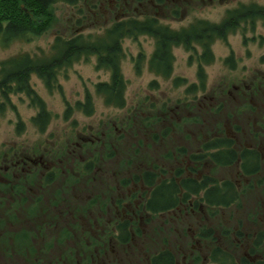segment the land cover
Masks as SVG:
<instances>
[{
	"label": "trees",
	"instance_id": "16d2710c",
	"mask_svg": "<svg viewBox=\"0 0 264 264\" xmlns=\"http://www.w3.org/2000/svg\"><path fill=\"white\" fill-rule=\"evenodd\" d=\"M79 1L0 0V47L7 48L18 41L29 42L50 32L57 25L54 8L59 2L73 7L81 15L77 7ZM128 1V4L137 2L138 11L131 13L128 10L125 13L128 6L125 4L123 8L126 10H119V17L101 35L72 33L71 38H56L48 58L22 55L2 63L0 94L4 103L9 102L11 94L25 93L38 112L31 124L44 135L52 125V114L35 91L32 76L43 80L47 89L53 92L58 88V74L64 68L81 59L96 57L98 70H108L111 76L107 83L96 85L97 95L104 99L106 107L125 110L128 82L121 65L125 55L123 42L126 39L136 41L139 37H151L156 42L150 71L158 76L162 74L167 80L172 78L175 49L183 47L188 52H197L195 46H199L204 50L199 58L201 84L191 85L186 90V95L196 97L197 91L207 90L204 65L214 61L211 49L214 42L226 39L241 25L254 26L256 20L264 21V7L253 4L228 11L221 24L202 20L190 28L176 31L170 29L161 16L168 13L169 0ZM173 1L176 11L171 15L178 18L179 5L187 1ZM228 60L233 62L232 58ZM136 69L139 71V63ZM173 83L181 87L185 79H175ZM156 87V83L151 84L152 89ZM260 88L264 90V86ZM227 92L224 90L222 94L230 99ZM84 99L74 107H66L64 121L70 122L77 113L85 118L95 115L94 99L88 93ZM4 106L0 103V109ZM222 108L221 105V111ZM233 116L225 115L224 119ZM133 119L135 123L136 116ZM71 122L66 141L55 142L53 147L47 141L45 148L42 142L36 143L28 151L15 144L5 153L4 162L9 167L5 168L10 172H4V179L9 183L0 182V264H101V260L105 264H113L108 261V253L113 246L123 249L134 243L137 237L139 245H148L144 236L146 231L149 235H167L164 228L155 227L167 214H178L175 218L177 226L182 223L189 226L190 217L218 218L224 216V211L239 206L243 191L234 180L219 181L212 171L206 174L207 169H239L237 175L240 178L260 176L264 172L261 157L255 149L240 148L223 133L213 135L209 140L204 139L197 152L179 148L175 161L171 154H164L163 161L172 162V166L180 165L174 171H168L151 156L142 155L139 160L136 157L118 159L121 152H116V145L124 148L125 143L119 138H115L119 143L109 141V133L113 132L111 127L105 130L108 132L105 139H101L104 142L102 156L95 151L99 147L94 142L73 143L79 123ZM149 122L152 121L149 120L148 125ZM218 126L223 130L222 125ZM23 127L22 122L18 123V135ZM134 134L138 136L137 132ZM251 135L256 144L261 143L259 132H251ZM153 137L155 143L159 141L155 134ZM138 149L134 146L137 154ZM30 155L37 157L32 159ZM29 160H37V165L45 163L48 168L41 171L34 165L30 172L14 179L12 173L17 168L20 170L23 162ZM145 163L149 167L143 166L144 169L138 172H126L128 168L137 169ZM118 166L125 168L118 171ZM133 186L138 188L130 191ZM260 222L261 230L253 236L237 231L235 246L231 250L219 242L214 229L200 234L211 241V245L214 244L210 250H205L209 252L212 264H264V220ZM225 237L230 238L228 231ZM195 239L192 238V241ZM168 241L170 238L164 240V244ZM165 248L152 256L149 252L148 259L143 257V260L146 264H178L175 252L168 245Z\"/></svg>",
	"mask_w": 264,
	"mask_h": 264
},
{
	"label": "rangeland",
	"instance_id": "374dc122",
	"mask_svg": "<svg viewBox=\"0 0 264 264\" xmlns=\"http://www.w3.org/2000/svg\"><path fill=\"white\" fill-rule=\"evenodd\" d=\"M186 1L185 4L181 3V5H186L185 7L181 5L178 7L180 8L178 18L171 15L176 11V4L173 0H169L166 8L168 13L171 10L170 13L161 14L165 24L171 27L170 29L180 31L202 20L212 24H221L228 11L253 4L264 7V0ZM79 2L77 7L79 12H82L81 15L73 7L70 8L63 2H59L54 8L57 25L53 26L50 32L38 38L35 37L29 42L18 41L7 48L0 47V80L2 63L22 55L48 58L53 52L52 45L56 38H71L72 33L77 32L78 35L84 33L86 36L101 35L104 29L112 25L116 17H119V10H126L123 8L125 4V6L128 5L125 13L129 11L134 13L139 7L137 2L128 4V0H80ZM123 43L122 50L125 55L121 65L123 75L128 82L125 110L106 107L104 99L97 95L96 85L107 83L111 76L108 70H98L96 57L81 59L74 62L72 66L64 68L58 74V88L53 92L47 89L43 80L35 75L32 76L31 82L35 91L46 102L52 114V125L44 135L40 134L33 123L31 124L32 118L38 112L25 93L11 94L9 102L5 103L0 94V103L5 104L0 109V182L6 180L4 172L8 164L4 162V155L12 145L20 144L28 151L32 150L36 143L42 142L44 145L48 141V144L53 147L55 142L66 141L68 137L66 132L71 130V121L79 123L77 136L72 138V142L78 145L87 141L94 142L93 144L99 147L95 151H98V155L101 156L104 145L101 139H105L108 133L105 130L111 127L113 132L109 133V141L119 143L120 141L115 139L119 138L125 143L124 148L116 145V152H121L118 153V159L136 157V160H139L142 155L151 156L162 168L174 171L180 165L172 166V162L163 161L161 158L164 154H171L175 161L179 148L191 153L197 152L204 139L209 140L213 135L223 133V136L234 140L238 147L244 146L243 148L248 150L255 149L264 165V139H262L264 137V90L260 88L264 86V21L256 20L254 26L241 25L236 32L228 34L226 39H218L214 42L211 48L214 61L204 65L207 90L197 91L196 97L186 95V90L191 85L200 86L201 84L198 72L199 58L204 52L201 47L195 46L197 52H188L183 47L175 49L172 78L167 80L162 74L158 76L150 71L153 68L150 62L156 47V42L151 37H139L136 41L126 39ZM231 58L233 62L229 63L228 59ZM138 63L139 71L136 69ZM175 79H185V83L177 87L173 83ZM152 83H156L157 87L152 89ZM224 90L228 91L230 99L226 95L223 96L222 91ZM254 91L257 94L259 91V96L253 95ZM87 93L95 101V115L85 118L77 113L71 121L69 120L70 122L64 121L66 107L68 105L74 107L78 101L84 102ZM255 104L259 106L258 110L262 115H259L258 110L255 109ZM221 105L223 106L222 111L220 110ZM230 113L234 115L233 118L228 119L227 117L225 120V115L232 116ZM134 116L137 118L135 123H133ZM149 120L152 122L148 125ZM21 122L24 127L22 133L18 135L17 125ZM131 124L133 126H130ZM218 125H222L223 130ZM255 131L261 135L263 144L261 143L260 146H254L251 142V132L253 134ZM135 132L138 136H135ZM113 134L115 136L112 137ZM153 134L159 140L156 143L152 140ZM134 146L139 147L137 150L139 154L135 153ZM30 156L32 159L37 157ZM146 159L150 161L148 157ZM37 166L41 171L43 170L40 165ZM143 166L149 167L145 163L137 169L128 168L126 172L133 173L134 170L138 172L144 169ZM120 167H117L118 171L125 168ZM213 169H207L206 174L212 171L219 181L234 180L239 189L243 191L239 206L224 211V216L218 218L211 216V218L204 217L203 219L201 215L197 219L190 217L189 226L183 223L177 226L175 218L178 214L175 212L167 214L155 226L156 229L164 228L167 235L156 236L155 233L149 235L146 231L144 236L148 239V245H138L139 238L137 237L134 243L123 249L120 246H113L112 251L108 253L109 255L107 254L109 260L117 259H114L117 255L115 250L119 256L124 257L125 253L130 256V259L125 258L121 264H146L140 248L147 251L146 255L150 252L152 256L168 245V248H171L177 255L178 264H212L209 252L205 250L206 248L210 250V246L214 244L211 245V241L200 236L204 231L214 229L219 242L230 250L235 246L234 238H236L237 231L251 236L259 232L261 230L260 221L264 220V172L260 176L240 178L237 175L239 169L238 171L237 169ZM9 172L10 169L7 173ZM17 174L20 176L21 173ZM134 188L137 189L138 186L130 187L129 190L133 191ZM180 216L182 217L181 214ZM226 231L230 234V238L225 237ZM167 238H170V241L165 245L164 240ZM192 238L196 239L192 241ZM140 240L142 244L143 240L141 238ZM249 244L251 245V241ZM237 252L236 250L233 254L236 255ZM100 263L104 264L102 260ZM116 264H119V261Z\"/></svg>",
	"mask_w": 264,
	"mask_h": 264
},
{
	"label": "flooded vegetation",
	"instance_id": "af4514ba",
	"mask_svg": "<svg viewBox=\"0 0 264 264\" xmlns=\"http://www.w3.org/2000/svg\"><path fill=\"white\" fill-rule=\"evenodd\" d=\"M253 95H257L256 94V92H253ZM264 97V96H263ZM255 106V109L256 110H258V108H259V106L257 105V104H255L254 105ZM258 113H259V110H258ZM262 115V113H259V115ZM251 142L254 144V146H256V145H262L263 144V141L260 143V144H256V142L252 139L251 140ZM254 146H252V147H254ZM242 147H244V146H242ZM255 148V147H254ZM33 164V165H32ZM38 163H37V160H34V161H24L23 162V165H22V168L20 169V170H18V168L15 170V173H12V174H14V176H16L14 179H20V177L18 176L19 174H17V173H21V174H24V173H26V172H30V170L32 169L31 167L32 166H34V165H37ZM29 166H31V167H29ZM43 169H47L48 167L45 165V163H43V164H41L40 165ZM9 171V169H6V173ZM3 182V181H2ZM4 182H6V183H9V181L6 179ZM138 245H139V242H138ZM141 249V252L143 253V257L144 258H147V255H146V253H145V251H144V249H142V248H140ZM140 251V250H139ZM114 252L115 253H117V255H115L114 256V259H116V260H113V258H112V260H109V258H108V261L110 262V263H113V264H116L118 261H119V264H121L122 262H123V260H125V258L126 259H130V258H128L129 257V255L127 254V253H125V256L124 257H122V256H119V254H118V252H116L115 250H114ZM114 252H113V254H114ZM140 253V252H139ZM188 253V252H187ZM187 253H184V254H186L187 255ZM183 254V255H184ZM140 255V254H139ZM148 259V258H147ZM105 264V263H104Z\"/></svg>",
	"mask_w": 264,
	"mask_h": 264
}]
</instances>
